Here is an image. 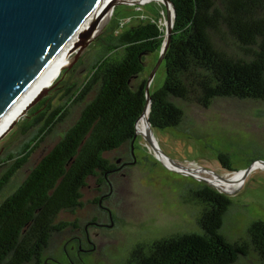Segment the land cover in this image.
<instances>
[{"label": "trees", "instance_id": "1", "mask_svg": "<svg viewBox=\"0 0 264 264\" xmlns=\"http://www.w3.org/2000/svg\"><path fill=\"white\" fill-rule=\"evenodd\" d=\"M169 1L174 20L162 62L164 82L150 94L151 130L174 128L190 136L197 129L191 107L207 109L221 100L264 103V0ZM161 12L125 30L114 13L89 44L84 78L71 82L70 69H63L50 89L57 104L43 98L10 131L21 140L0 153V194L48 136L57 140L0 202V264L55 259L46 256L55 235L75 226L59 217L82 206L88 180L110 192V178L123 168L110 156L136 148L145 59L159 54L165 38ZM216 156L225 170L234 171L228 155ZM255 160L264 156L247 166ZM179 197L194 208L191 228L134 244L123 264H264L263 221H251L243 235L230 238L223 233L226 217L237 212L230 197L204 183L183 185ZM108 219L114 221L111 214Z\"/></svg>", "mask_w": 264, "mask_h": 264}, {"label": "rangeland", "instance_id": "2", "mask_svg": "<svg viewBox=\"0 0 264 264\" xmlns=\"http://www.w3.org/2000/svg\"><path fill=\"white\" fill-rule=\"evenodd\" d=\"M161 9L163 10V14L160 13L161 23L164 24L166 11L159 2L152 1L141 5L117 4L101 30L103 31L110 22L114 13L125 30L136 25L140 18L149 20L155 17ZM88 47L89 45L75 62L64 68L70 69L66 78L73 75L71 82H80L86 74L88 59L85 55L87 56L89 51ZM74 56L75 53H71L65 66ZM82 56H84L82 64L72 68ZM158 58L157 53L146 57L144 66L146 78L155 68ZM164 78L165 67L161 63L150 81V94L162 87ZM51 90L42 95L37 102L45 97H52V104L56 105L58 95ZM27 112L19 120L27 118L29 115ZM189 115L197 127L196 130H190V136L174 128L152 130V138L155 139L157 148L168 159L182 165V170H191L211 182L215 176L230 178L245 169L248 160L264 156V103L221 100L207 109L191 107ZM65 127L66 124L62 126V130ZM194 133L202 134L203 137L197 139L193 136ZM20 140L17 134L9 132L0 141V153L2 148L15 149ZM56 140L57 136H48L35 150L26 164L12 176L9 187L0 194V202L8 194L9 188L27 175L29 169ZM217 152L228 155L234 171L223 168L217 159ZM127 153L124 147L110 156L115 165L119 158H125L130 162L110 178V192L107 193L104 188L97 186L95 180L90 179L82 190V206L73 214L66 213L59 217V220L75 224L77 228H69L55 235L46 256L55 257L56 263L48 260L47 264H71L69 262L71 258L79 261L78 264H123L134 244L164 234L186 231L194 224V208L182 204L179 194L185 184L202 183L183 175L182 170L171 165L161 154L154 153L141 136L137 137L132 158H128ZM157 155L160 160L157 159ZM120 165L121 162L118 163V166ZM3 171L4 168H1L0 173ZM214 187L224 188L223 185ZM223 194L232 199L233 208L237 210L231 212L224 221L223 233L226 236L235 239L243 235L245 226L251 221L264 222L263 169H253L244 177L242 175L238 188ZM102 195L107 197L100 199ZM106 213H110L114 221L111 222ZM93 219L95 222L91 223ZM86 239L93 245L90 246L92 250L88 254L84 251V244L82 246Z\"/></svg>", "mask_w": 264, "mask_h": 264}, {"label": "water", "instance_id": "3", "mask_svg": "<svg viewBox=\"0 0 264 264\" xmlns=\"http://www.w3.org/2000/svg\"><path fill=\"white\" fill-rule=\"evenodd\" d=\"M104 0H0V120L34 83L50 62L65 48L68 42L82 28L83 24L94 14ZM166 11V19L163 24L164 40L159 50V58L153 71L146 78L144 85L145 106L142 115L135 125V136H141L149 145L150 141L144 134H139L137 124L141 117L149 114L151 107V95L149 85L152 76L158 66L163 62L170 33L173 27L174 8L169 0H161ZM141 5L118 1L115 5ZM169 7L171 12L169 13ZM102 32L93 29L86 35V41L75 53L74 58L64 68L75 62L81 52L94 41ZM63 68V69H64ZM62 69V70H63ZM53 84L41 90L24 107L22 112L13 118L0 132V141L14 128L18 120L46 94ZM148 121V120H147ZM150 131V123L148 121ZM173 166L180 169L182 165L175 163L162 154ZM157 159L160 160L158 156ZM264 164V160H255L241 172L243 177L254 168V164ZM181 173L191 177L197 182L212 186L220 193L221 190L214 187L210 180L198 176L194 172L182 170Z\"/></svg>", "mask_w": 264, "mask_h": 264}, {"label": "bare ground", "instance_id": "4", "mask_svg": "<svg viewBox=\"0 0 264 264\" xmlns=\"http://www.w3.org/2000/svg\"><path fill=\"white\" fill-rule=\"evenodd\" d=\"M118 1H127L130 3H148V2H159L162 4L161 0H104L101 5L97 8L94 14L83 24L82 28L77 32V34L68 42L64 49H62L58 55L50 62V64L45 68V70L39 75V77L34 81V83L24 92V94L18 99V101L10 108V110L4 115L0 120V132L7 126V124L16 116H18L24 107L36 96L41 90L48 87L50 83L54 81L57 75L60 74L62 69L67 64L68 57L71 53H76L79 48L86 41V35L89 34L93 29H96L98 32L103 27L105 21L109 18L112 11L110 7ZM169 13L171 8L169 7ZM78 47V50H76ZM76 50V51H75ZM70 62V61H68ZM148 115L145 113L137 124V131L139 134H144L150 141V146L153 149L154 153H158L157 144L155 139L153 140V134L150 131L148 124ZM157 155V156H158ZM159 157V156H158ZM160 158V157H159ZM166 159V158H165ZM178 168V167H177ZM179 170H182L178 168ZM253 169H263L264 164L256 163L254 164ZM188 172H193L187 170ZM242 172L235 173L230 178H222L215 176V179L211 181V184L218 186L223 185L224 188H219L222 192L230 193L233 189L238 188V185L241 183ZM213 185V186H214Z\"/></svg>", "mask_w": 264, "mask_h": 264}, {"label": "flooded vegetation", "instance_id": "5", "mask_svg": "<svg viewBox=\"0 0 264 264\" xmlns=\"http://www.w3.org/2000/svg\"><path fill=\"white\" fill-rule=\"evenodd\" d=\"M127 157L128 158H132V150H131V152L129 151L128 153H127ZM121 162V165L120 166H122L123 165V167H126L127 165H129L130 164V162H129V160H127V159H125V158H119V159H117L116 160V165H117V167L116 168H119L120 166H118V163H120ZM97 186H100V185H97ZM108 195V194H107ZM105 197H107L106 195H102L101 197H100V199L101 198H105ZM100 200H98V203H100L99 202ZM107 214V217L108 216H110V213H106ZM71 228H77L76 227V225L74 226V227H71ZM86 241H88L87 239L85 240V243H86ZM89 244H90V242H89ZM86 246H90V245H88V244H85V246H84V251H87L88 250V248H86ZM64 252H66V250L64 249ZM67 256H68V254H67V252L65 253ZM80 254V252H78V255ZM50 261H52V262H55L56 263V259H52V260H50ZM69 262L71 263V264H75V262H76V264H78L77 262H79V261H76V260H73L72 258L69 260ZM42 264H47L46 263V261L45 262H43Z\"/></svg>", "mask_w": 264, "mask_h": 264}]
</instances>
